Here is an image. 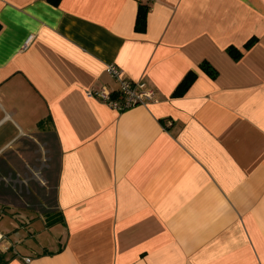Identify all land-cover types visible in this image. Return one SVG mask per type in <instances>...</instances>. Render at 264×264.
Segmentation results:
<instances>
[{"label": "crops", "instance_id": "0c3cea01", "mask_svg": "<svg viewBox=\"0 0 264 264\" xmlns=\"http://www.w3.org/2000/svg\"><path fill=\"white\" fill-rule=\"evenodd\" d=\"M108 66L156 101L89 96ZM0 255L264 264V0H0Z\"/></svg>", "mask_w": 264, "mask_h": 264}, {"label": "built area", "instance_id": "2783aa9c", "mask_svg": "<svg viewBox=\"0 0 264 264\" xmlns=\"http://www.w3.org/2000/svg\"><path fill=\"white\" fill-rule=\"evenodd\" d=\"M144 1L151 2L153 0ZM106 71L115 79L118 89L115 90L108 86L93 87L89 90L88 95L97 97L115 112L132 108V106H145V104L156 101L155 91L147 88L145 84L124 78L119 69L113 66H108Z\"/></svg>", "mask_w": 264, "mask_h": 264}, {"label": "trees", "instance_id": "16d2710c", "mask_svg": "<svg viewBox=\"0 0 264 264\" xmlns=\"http://www.w3.org/2000/svg\"><path fill=\"white\" fill-rule=\"evenodd\" d=\"M53 4H58L59 0H48ZM139 12H138V16L136 19V26H135V30L136 31H141L142 29H144L145 27V18H146V14L148 12V8L145 5H139L138 7ZM255 43V40L251 39L248 40L247 43H245L244 48H249L251 47L253 44ZM228 56H230L231 58H233L234 60H238L241 57V52L239 49L231 46L226 50ZM200 69L203 70L206 74H208L210 77L214 78L217 75V72L215 69H213L211 67V65L208 62H202L200 64ZM195 79V75L191 72H189L188 74H186L185 77H183L182 81L179 83V86L175 89V91L173 92V95H180L183 93V91H185L193 82V80ZM56 221H52V223L50 224H54ZM5 261L1 258L0 255V264H3Z\"/></svg>", "mask_w": 264, "mask_h": 264}, {"label": "rangeland", "instance_id": "374dc122", "mask_svg": "<svg viewBox=\"0 0 264 264\" xmlns=\"http://www.w3.org/2000/svg\"><path fill=\"white\" fill-rule=\"evenodd\" d=\"M19 227V226H18ZM20 248V247H19ZM21 249V248H20ZM22 250V249H21Z\"/></svg>", "mask_w": 264, "mask_h": 264}]
</instances>
